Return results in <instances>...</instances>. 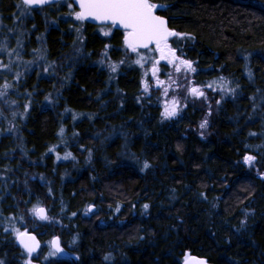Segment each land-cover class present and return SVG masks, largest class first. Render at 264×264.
Returning <instances> with one entry per match:
<instances>
[{
  "label": "trees",
  "instance_id": "16d2710c",
  "mask_svg": "<svg viewBox=\"0 0 264 264\" xmlns=\"http://www.w3.org/2000/svg\"><path fill=\"white\" fill-rule=\"evenodd\" d=\"M151 3L188 37L171 39L195 69L183 83L227 82L229 97L206 89L162 120L157 95L141 91L154 50H139L150 58L140 67L122 31L106 37L82 22L77 34L65 17L72 1L28 9L0 0V50L17 24L19 58L32 61L37 50L52 67L24 69L7 97L17 105L13 129L0 128L3 264H24L28 254L13 229L39 242L59 237L67 257L40 254L39 264H183L185 254L264 264V0ZM104 51L124 60L113 82L99 64ZM162 71V80L175 74ZM34 206L45 208L46 222Z\"/></svg>",
  "mask_w": 264,
  "mask_h": 264
},
{
  "label": "snow or ice",
  "instance_id": "6c2138e0",
  "mask_svg": "<svg viewBox=\"0 0 264 264\" xmlns=\"http://www.w3.org/2000/svg\"><path fill=\"white\" fill-rule=\"evenodd\" d=\"M50 0H22L23 5L32 9L35 6H43L48 4ZM79 5V11H73L71 15L74 16L75 20L84 22L85 20L91 19L99 22L101 25L100 31L104 36H109L112 32V29L117 28V26L123 30V48L125 49L126 54L128 52L134 53L137 56V59L134 61L135 64L140 67H144V64L150 59L147 56L141 55L140 49H147L149 52L153 51L152 46H154V51L159 54V59L153 62L152 74L156 75L157 69L156 64H159L160 60H167L169 64H173L176 67V71L181 70L183 66L186 70L194 72L195 69L192 67L190 61L180 59L176 55V50L173 49L168 41L169 37L180 35L175 31H171L168 28L167 21L155 14L157 8H162L164 5H157L151 3V0H75ZM69 8H72V4L68 5ZM105 28H108L105 31ZM76 31L79 33L80 28H77ZM107 48V45L105 46ZM107 53H105L106 55ZM178 61V64H177ZM120 63H124V60H121ZM7 67V66H5ZM113 72L116 71L117 65H110ZM19 75V73H17ZM147 75V73H145ZM223 79V78H221ZM163 84V81L157 80V86ZM212 85H208L211 87ZM9 85L6 83L3 85L4 89H7ZM145 92L148 91L147 85L144 88ZM190 94L199 98L204 96V93L198 88H190ZM231 91V90H229ZM167 92V89H165ZM5 93L0 91V96H3ZM178 102H173L172 106H166L165 111L161 113L165 119H171L178 114V108L176 106ZM219 103V101H217ZM25 110H27V105H25ZM207 119H205L200 127L206 128ZM63 133V129H61ZM51 150V149H50ZM71 154H67L64 158L67 159ZM59 158V157H58ZM254 158L252 156H245V163H250ZM145 168L149 167L147 163L144 165ZM145 208L148 205L144 206ZM39 219H47L45 214V209L34 206L31 210ZM7 231V229H6ZM16 239L20 244L25 248V250L31 254L38 243L35 240L34 236L29 235L27 232H20L16 229H13ZM51 245L54 249L53 252H50V255H54L56 252L62 251L59 246V241L53 239ZM109 259V257H105ZM195 261V264H206L203 260H196L195 258L189 257L185 254L184 264H192ZM0 264H3L0 261Z\"/></svg>",
  "mask_w": 264,
  "mask_h": 264
},
{
  "label": "rangeland",
  "instance_id": "374dc122",
  "mask_svg": "<svg viewBox=\"0 0 264 264\" xmlns=\"http://www.w3.org/2000/svg\"><path fill=\"white\" fill-rule=\"evenodd\" d=\"M158 5V4H157ZM69 8L68 5L64 6V10H67ZM73 11H77V9L73 10ZM72 11V12H73ZM67 13L65 14L66 18H69V20H71L72 24L74 25V27L80 28L81 30V23L80 21L75 20L74 16L71 15V13ZM21 13H23L21 11ZM18 22V19H17ZM22 22V21H21ZM14 28L11 29V34H13V41H12V45L10 46V48L6 49L3 48L2 50H0V91L4 92L5 94L3 96H0V128H2L4 131H10L13 129L14 127V117H15V112L13 110V107L17 105V103L15 102V99H11L12 101H7V97L11 96V91L13 89L12 87V82L16 81L17 78L22 74V71L27 68L33 67V66H37L39 68H41L42 72H47L48 69H51L52 67L49 66L48 64H46L45 59L43 58L42 54H39L37 52V50L34 51L33 55H34V59L32 61L26 62L23 61L21 58H19L18 53H19V36H21L20 34L22 33L21 28H19V25H14ZM101 26H99L96 30L100 35H103V33L100 31ZM108 28H105V31H107ZM113 31V29H112ZM77 34H79L76 31ZM112 33V32H111ZM111 35V34H110ZM109 35V36H110ZM104 36V35H103ZM108 37V36H106ZM171 39L174 40H178V42L180 44L184 43L185 39H188V37L186 35L180 34L177 36H173V37H169V45L171 46ZM78 42H80V39H78ZM6 47V44L3 45V47ZM40 43L39 41H37V49L40 48ZM122 46H123V36H122ZM153 50H154V46H152ZM124 49V48H123ZM105 53H107L106 51L102 52L101 54V58H100V62L99 64L102 65L103 67H105V69L107 70L108 76H109V81L113 82L116 76V73L119 69V66L121 65L120 61H112L109 58V55H105ZM128 54L135 56L134 53H130L128 52ZM141 55H144L141 53ZM177 55V54H176ZM178 56V55H177ZM137 57V56H135ZM154 57L157 59H159V54L156 53L154 51ZM179 57V56H178ZM180 59H183L181 57H179ZM137 58H135L136 60ZM185 60V59H183ZM117 65L116 71L113 72L111 70L110 65ZM178 64V61H177ZM163 65H165L166 67H168V69H170L172 72L174 71L175 74H171L169 75V79L168 80H162L161 79V73L163 72ZM7 66V67H5ZM152 68H153V64L152 66H148L146 67V69H144V73H143V78L141 81V91L143 92V94L145 96L149 95L150 93L157 95V104L160 107V113H163L165 111V107L166 106H172L173 102H178L176 104L177 108H178V113H180L181 109L186 105V102L189 98H197L193 95L190 94L189 89L190 88H198L200 91H202L204 93V96L199 97V98H205L206 95V89H209L212 93L217 92L218 94H220V97H229L231 95V91H229L230 89L228 88V83L227 82H222L219 83L218 85H214V84H207V85H201V84H195L193 81L188 82V84H184L183 83V78H185V75H188L189 73L191 74V71L186 70L183 66H181V70L179 72L176 71V67L173 64H169L167 62V60H160L159 64H156V75L153 76L152 74ZM17 73H19V75H17ZM145 73H147V75H145ZM157 80L159 81H163V84L160 86H157ZM8 84L9 87L7 89L3 88L4 84ZM145 85H147L148 87V91L145 92L144 88ZM208 85H212L211 87H208ZM214 85V86H213ZM165 89H167V92H165ZM14 100V101H13ZM162 120H170V119H165L164 116H160ZM245 156H252V155H245ZM253 157V156H252ZM254 158V157H253ZM254 159L250 162V163H245V161H243L247 166H250L253 163ZM34 217L37 220H40L35 214ZM45 220V219H43ZM47 220H45L46 222ZM49 239L44 240L43 242H40V246L44 247V250L41 252L40 249L37 250L35 253L33 254H27L25 260H24V264H33L35 262H38L37 260H35L34 258L40 256H42L43 259L47 258V256H57L56 254L54 255H50V252H53L50 247H49ZM185 259V256L183 257V261Z\"/></svg>",
  "mask_w": 264,
  "mask_h": 264
},
{
  "label": "water",
  "instance_id": "95a60500",
  "mask_svg": "<svg viewBox=\"0 0 264 264\" xmlns=\"http://www.w3.org/2000/svg\"><path fill=\"white\" fill-rule=\"evenodd\" d=\"M20 1H21V3H22V0H20ZM59 1H61V0H50V2H49L48 4H45V5H43V6H35V7H33L32 9H34V8H41V7H44V6H47V5H51V4L57 3V2H59ZM66 1H72L73 4H74V6L76 7L77 11H79V5L75 2V0H66ZM22 4H23V3H22ZM155 14L158 15V16L163 17V18L167 21V19H166L164 16H162V15H160V14L158 13L157 9L155 10ZM84 22H85V23H88V24H91V25H94V26H101V25L99 24V22L94 21V20H91V19L85 20ZM167 25H168V21H167ZM168 28H169L171 31H173L169 26H168ZM115 30H119V31H122V32H123V30L120 29L118 26H117V28H115ZM39 207L45 209L43 206H39ZM93 209H94L93 206H89L87 210L90 212V211H92ZM45 214H46V210H45ZM40 220H43V219H40ZM27 233H28L29 235H31V236H34L36 242L38 243V247H36L35 250L31 253V254H33V253H35V252L39 249L40 242H39L37 236H36L34 233H32V232H27ZM15 239H16V236H15ZM53 239H56V240L59 241V237H58L57 235H54V236L50 237V239H49V247L51 248L52 251H54V249H53V247H52V245H51V241H52ZM16 242H17V243H18V244L24 249V251H25L26 253H28V252L25 250V248L20 244V242H19L17 239H16ZM59 246H60V248L62 249V251H60V252H56L55 254H56L57 256H59V257H67L68 253L62 248V246H61V244H60V241H59ZM189 257L195 258L196 260H203V261L206 262V264H210L209 262H207V261H206L204 258H202V257L194 256V255H190ZM184 260H185V259H184ZM33 264H39V263H38V262H35V263H33ZM183 264H184V261H183ZM192 264H195V261H193Z\"/></svg>",
  "mask_w": 264,
  "mask_h": 264
},
{
  "label": "flooded vegetation",
  "instance_id": "af4514ba",
  "mask_svg": "<svg viewBox=\"0 0 264 264\" xmlns=\"http://www.w3.org/2000/svg\"><path fill=\"white\" fill-rule=\"evenodd\" d=\"M113 30H115V29H113Z\"/></svg>",
  "mask_w": 264,
  "mask_h": 264
}]
</instances>
